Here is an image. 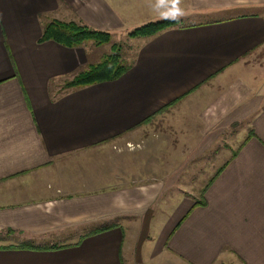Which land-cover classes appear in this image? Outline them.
Returning a JSON list of instances; mask_svg holds the SVG:
<instances>
[{
	"label": "crops",
	"instance_id": "obj_1",
	"mask_svg": "<svg viewBox=\"0 0 264 264\" xmlns=\"http://www.w3.org/2000/svg\"><path fill=\"white\" fill-rule=\"evenodd\" d=\"M51 19L181 25L119 78L55 94L92 58L39 41ZM260 55L264 0H0V264H264ZM200 162H220L210 181L174 190Z\"/></svg>",
	"mask_w": 264,
	"mask_h": 264
},
{
	"label": "trees",
	"instance_id": "obj_2",
	"mask_svg": "<svg viewBox=\"0 0 264 264\" xmlns=\"http://www.w3.org/2000/svg\"><path fill=\"white\" fill-rule=\"evenodd\" d=\"M178 19H161L143 24L130 32V36L149 39L152 36L172 27L180 26ZM53 40L66 47L87 46L91 42L95 47L103 46L110 42L108 32L95 29L82 20L63 21L51 19L44 23L39 41ZM115 48V49H114ZM112 53L103 54L96 63H88L78 68L69 77H65L61 84H54V93L80 89L88 85L103 81H112L127 72L134 63L128 61L120 54V47H114ZM61 80V79H60ZM59 80V81H60Z\"/></svg>",
	"mask_w": 264,
	"mask_h": 264
},
{
	"label": "rangeland",
	"instance_id": "obj_3",
	"mask_svg": "<svg viewBox=\"0 0 264 264\" xmlns=\"http://www.w3.org/2000/svg\"><path fill=\"white\" fill-rule=\"evenodd\" d=\"M75 21H79V19H75ZM133 29L130 30V31L123 30V31L115 32V33L109 32V31H105V32H108L110 34L111 40H110V42L108 44L103 45V46L95 47L94 45L91 44V42H88L86 47H88L90 52H91V58H92L91 62L92 63H96L101 58V56L103 54H107V53H110V52L112 53L113 48L116 47V46L121 48L120 54L123 56V58H126L128 61L133 59V56H135V49H133V47L138 45L139 42H142L143 40H145V39L139 38L137 36H130V32L133 31ZM260 56H264V55H260ZM263 65H264V63H262V65H260V66L263 68ZM72 73L68 74L66 76V78L69 77ZM64 78L65 77H63V79ZM63 79L61 78V80L57 81L56 83L61 84ZM236 127L238 128L237 131H239L240 130L239 125H237ZM236 127H234V129ZM234 129H232V130H234ZM144 140L145 139L143 138V141ZM128 144L135 145L137 147H135L133 149H129V147H127ZM125 147L128 150H135V149H138L140 147V144L139 143L127 142ZM114 148L116 149V147H114ZM141 149L139 148L138 150L145 151L144 148H141ZM108 151L110 152V150H108ZM76 162H77V164H73V161L69 163V164H73V165L70 167V169L68 171H79V175H80L85 170V162L84 161H79V160H77ZM69 164H67V165H69ZM183 164H185V163H176V162L174 163V167H175L174 168V170H175L174 174L175 175L177 174L176 171L181 169ZM190 164H191V166L198 165V164L202 165L203 166V168L201 169L202 172L201 173H198L197 171L187 172L186 176H188V177H184V178L183 177H179V178H175L174 177V179H171V180H174V183H173L174 184V186H173L174 190H180V187H182L181 185H184L185 187H189L188 190L190 192H193L194 190L199 189V188L202 189V186L206 185L210 181L211 178L209 179V177L212 176L213 170L216 169V167L218 165H220V162H217V163H214V162H205V163L204 162H200V163H190ZM215 165H216V167H215ZM204 170H205V173H204ZM192 173H196V174H192ZM197 174H199V176H197ZM152 180H155V181L158 180V182H165V184L167 182L169 184V179L162 178V177H160L158 179L157 178H153ZM187 184H189V186H187Z\"/></svg>",
	"mask_w": 264,
	"mask_h": 264
},
{
	"label": "built area",
	"instance_id": "obj_4",
	"mask_svg": "<svg viewBox=\"0 0 264 264\" xmlns=\"http://www.w3.org/2000/svg\"><path fill=\"white\" fill-rule=\"evenodd\" d=\"M127 147H129V149H133V148H135V147H137V146H135V145H131V144H128Z\"/></svg>",
	"mask_w": 264,
	"mask_h": 264
}]
</instances>
